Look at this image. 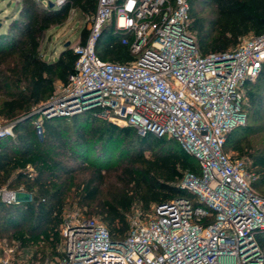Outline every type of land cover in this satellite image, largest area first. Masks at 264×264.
Masks as SVG:
<instances>
[{
  "label": "built area",
  "instance_id": "built-area-1",
  "mask_svg": "<svg viewBox=\"0 0 264 264\" xmlns=\"http://www.w3.org/2000/svg\"><path fill=\"white\" fill-rule=\"evenodd\" d=\"M114 16L116 31L129 34L123 38L134 57L129 62L104 60L96 51ZM86 20L85 41L71 46L74 72L34 111L39 136L45 118L91 111L141 135L175 138L201 172H186L178 183L192 197L131 214L124 239L97 218L65 212L58 264H264V195L252 185L256 174L246 159L225 151L228 133L247 120L244 85L261 72L264 32L203 54L189 0H98ZM14 135L13 122H0V141ZM0 200L19 202L7 187ZM10 253L0 264L11 263Z\"/></svg>",
  "mask_w": 264,
  "mask_h": 264
},
{
  "label": "trees",
  "instance_id": "trees-1",
  "mask_svg": "<svg viewBox=\"0 0 264 264\" xmlns=\"http://www.w3.org/2000/svg\"><path fill=\"white\" fill-rule=\"evenodd\" d=\"M201 1L214 6L215 17L207 20L199 14L196 6ZM189 2L192 29L203 54L232 49L244 37L264 32V0ZM18 3L7 29L0 30V91L7 95L0 114L14 123L15 133L0 141V188L16 191L19 202L0 200V232L12 231L25 247L45 242L58 264L63 256L64 213L74 201L87 207V217L100 216L113 238L124 239L135 207L144 215L173 198L192 197L178 183L186 172L200 174L201 169L198 159L175 138L141 135L132 126L101 119L91 111L45 118L39 136L34 124L39 115L34 111L50 99L57 82H67L77 60L71 46L56 59H45L42 39L73 13L92 15L98 0ZM87 34L85 28L82 42ZM125 36L129 34L116 31L114 16L97 43L98 55L122 63L133 60ZM244 90L247 120L228 133L225 151L250 162L248 167L256 174L252 185L264 195V143L254 145L251 140L264 131V63ZM106 184H112L107 193ZM259 241L264 245V233ZM46 258L44 253L39 264Z\"/></svg>",
  "mask_w": 264,
  "mask_h": 264
},
{
  "label": "rangeland",
  "instance_id": "rangeland-1",
  "mask_svg": "<svg viewBox=\"0 0 264 264\" xmlns=\"http://www.w3.org/2000/svg\"><path fill=\"white\" fill-rule=\"evenodd\" d=\"M45 4L49 1L56 3V0H43ZM19 0H0V30L4 31L7 29L11 18L15 16L17 11ZM57 4V3H56ZM201 16H205L207 20L212 19L216 16L214 6L209 4V2L201 1L196 6ZM85 28H89V23L86 20V16L80 12L73 13V15L62 25L52 26L45 33L41 42V53L43 57L47 60L56 59L60 52L65 48V44L71 41V46L80 42L83 38V31ZM6 93L0 91V106L3 100L6 98ZM83 121L82 118L80 119ZM1 123H9L4 116L0 114ZM252 143L254 145H259L264 143V131L259 132L257 135L251 137ZM251 151V150H249ZM230 155L235 154L232 151L228 152ZM118 152L116 151L113 158H116ZM247 161V160H246ZM248 164L250 163L247 161ZM112 184H106L104 191L107 193L112 187ZM87 207L79 206L76 201L73 204L67 206L66 212H71L78 215L89 216L86 213ZM153 211V209H152ZM151 211V213H152ZM141 212L139 206L135 207L132 214ZM149 214V213H146ZM145 214V215H146ZM92 217L97 218L101 221L102 218L97 214ZM61 249V247H60ZM10 250H13L10 253ZM11 254L10 264H39L40 259L43 254L46 253L47 258L45 264H56L58 258H52V252L47 247L45 242H40L38 244H32L30 246H22L21 243L12 237V231L0 232V258H4Z\"/></svg>",
  "mask_w": 264,
  "mask_h": 264
},
{
  "label": "water",
  "instance_id": "water-1",
  "mask_svg": "<svg viewBox=\"0 0 264 264\" xmlns=\"http://www.w3.org/2000/svg\"><path fill=\"white\" fill-rule=\"evenodd\" d=\"M263 23H264V19H263ZM69 46H71V41H68L66 44H65V48H67V47H69ZM31 117V116H30ZM30 117H28V118H30Z\"/></svg>",
  "mask_w": 264,
  "mask_h": 264
},
{
  "label": "crops",
  "instance_id": "crops-1",
  "mask_svg": "<svg viewBox=\"0 0 264 264\" xmlns=\"http://www.w3.org/2000/svg\"><path fill=\"white\" fill-rule=\"evenodd\" d=\"M77 13V12H76Z\"/></svg>",
  "mask_w": 264,
  "mask_h": 264
}]
</instances>
